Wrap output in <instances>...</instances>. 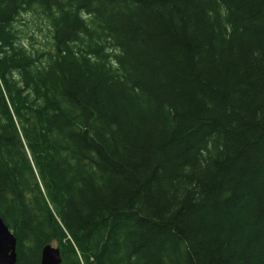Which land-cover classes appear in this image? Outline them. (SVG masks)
<instances>
[{
    "label": "trees",
    "instance_id": "obj_1",
    "mask_svg": "<svg viewBox=\"0 0 264 264\" xmlns=\"http://www.w3.org/2000/svg\"><path fill=\"white\" fill-rule=\"evenodd\" d=\"M0 215L17 264H264V0H0Z\"/></svg>",
    "mask_w": 264,
    "mask_h": 264
},
{
    "label": "water",
    "instance_id": "obj_2",
    "mask_svg": "<svg viewBox=\"0 0 264 264\" xmlns=\"http://www.w3.org/2000/svg\"><path fill=\"white\" fill-rule=\"evenodd\" d=\"M17 238L0 215V264H17ZM59 246L46 244L41 249L40 264H61Z\"/></svg>",
    "mask_w": 264,
    "mask_h": 264
},
{
    "label": "rangeland",
    "instance_id": "obj_3",
    "mask_svg": "<svg viewBox=\"0 0 264 264\" xmlns=\"http://www.w3.org/2000/svg\"><path fill=\"white\" fill-rule=\"evenodd\" d=\"M29 34H34L37 38L42 39V33L40 31H38L35 27L34 24H30V30H29ZM26 39V38H25ZM53 245L57 246L56 243H53Z\"/></svg>",
    "mask_w": 264,
    "mask_h": 264
}]
</instances>
